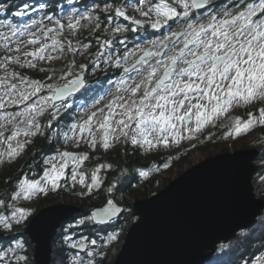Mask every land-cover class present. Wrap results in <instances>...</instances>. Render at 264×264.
I'll return each mask as SVG.
<instances>
[{"label": "snow or ice", "instance_id": "1", "mask_svg": "<svg viewBox=\"0 0 264 264\" xmlns=\"http://www.w3.org/2000/svg\"><path fill=\"white\" fill-rule=\"evenodd\" d=\"M215 3L216 0H155L151 3L137 0L132 6L134 14H129L124 6L106 3L102 11L112 13L107 16L108 25L104 29L108 38L96 37L98 50L93 67H98L103 58L105 67L111 65L122 69V73L115 82L114 92L97 100L91 106L94 110L77 109L76 116H71L72 104L68 101L74 94L87 89L85 70L88 65H77L74 57L91 47V41H76L77 46H74L72 40L61 37L65 28L75 34L80 21L91 22L92 15L86 12L78 18L70 16L65 24L52 13L19 27L11 22L3 25L8 32L0 31V47L6 53L21 55L0 56V70H3L0 75V139L7 144V148L0 151V162L5 156L9 159L18 157L30 143L29 137L43 135L46 128L51 129L65 114L71 117V123L67 125L68 132L63 133L64 143L71 141L78 148L83 142L90 150H95L98 145L108 150L122 138L125 144L151 151L197 138L196 134L202 128L214 124L236 106L264 102V0H235L231 6L225 3L218 7ZM46 7L41 4L37 9L24 3L13 14L23 17L43 12ZM7 11L6 7L0 6V13ZM114 18H123L128 23H114ZM95 19L93 32L101 27L99 16ZM33 27L35 31L31 30ZM146 28L160 34L129 47V38L125 34ZM24 36L28 39L21 40ZM37 44L39 47L23 51V47ZM115 44L121 47L116 48ZM66 51L73 59L59 75L54 69L41 68L40 71L49 74L44 80H37L15 69L9 71L11 65L36 68L34 61H53ZM46 113L48 118L44 124L41 118ZM247 117L246 120L235 117L226 135L239 136L257 124L264 126V107L257 113L248 112ZM5 132L10 135L6 136ZM21 134L25 137L23 141L17 139ZM87 160L88 152L57 150L55 155L45 158L42 175L32 179L25 175L19 181L13 199H31L34 195H47L58 189L70 166L73 184L79 183L91 193L102 183L98 175L100 169L111 165H98L88 183L85 172L80 170ZM162 167L168 168L169 164L164 163ZM139 174L147 177L149 171ZM113 187L115 185L108 191L112 192ZM4 204V200H0V206ZM7 207L13 210L10 215H0V227L11 231L14 225L26 220L30 210L13 204ZM121 211L108 200L104 207L95 209L78 223L84 224L86 220L104 223ZM260 223L264 224V218ZM108 239L116 240L117 235ZM90 243L95 245L96 241ZM17 246L23 247L22 244ZM72 247L84 249L87 245L81 240ZM228 247L221 243L217 251ZM10 253L17 261L27 260L26 256L15 255L12 248L0 251V260ZM73 264L83 262L79 257H73ZM86 264H94V261L89 259ZM253 264H264V254L256 257Z\"/></svg>", "mask_w": 264, "mask_h": 264}, {"label": "trees", "instance_id": "2", "mask_svg": "<svg viewBox=\"0 0 264 264\" xmlns=\"http://www.w3.org/2000/svg\"><path fill=\"white\" fill-rule=\"evenodd\" d=\"M0 0V6H4L8 9L5 13H0V19H9L12 22H18L19 19L13 13L18 10L19 6L24 3L31 5L34 8H38L39 5L45 4L47 7L44 9V14H52L55 13L58 18H62L61 10L62 11H94L96 15L99 16V20L103 28L108 25L107 16L112 13H105L102 11L103 6L106 3L112 4L115 6H127V5H136L137 0ZM151 2H155V0H150ZM235 0H222L219 2V5L227 3L231 6ZM72 3V4H70ZM99 5V9H95L94 6ZM128 7V6H127ZM129 14H134L132 11H128ZM8 21V22H9ZM119 22L121 24L128 23L123 18H114V23ZM7 21L0 22L1 24L8 23ZM91 31L87 28H82L79 34V40L82 43H88L91 41V47H89V51L92 53V57L95 58V53L98 50V45L96 43V37L99 33H95L94 36H90ZM133 42V41H132ZM121 47V46H120ZM68 59L72 58V54L68 53L65 56ZM88 62V61H87ZM110 71H115L116 68L109 65L105 67ZM41 68L36 69H29L25 68V72L23 73H30L31 76L36 78L45 79V77L49 74L48 72L40 71ZM50 69V68H46ZM105 72V71H104ZM98 73V76L94 78H90V76H86L88 82L93 81L95 82L92 88H89L87 92L94 90V93H100L107 81L111 78L110 73ZM56 73H59L56 71ZM86 75V74H85ZM85 92H79L74 94V98H82L86 96ZM77 96V97H75ZM84 98V97H83ZM77 115V109H71V116ZM47 118H45V123ZM71 123V117L68 114L54 124L56 129L59 130L57 133H64L68 131L67 125ZM219 135L221 133L223 135L222 138H207V144L215 143V148L225 147L226 144L232 143L233 138H228L226 133L228 132L227 129H220ZM49 129L46 128L43 135H37L33 138V141L28 144V153L27 157H19L16 162L12 161L10 165L5 167L0 171V200L4 197L6 198L7 205L14 201L13 195L18 188L14 190H10L8 193H5L6 190L11 187L15 186V181L18 179L23 178V174L26 170L29 172L28 178H38L42 175L43 168L46 166L44 165V160L47 157L52 156L55 154L57 150L63 151L61 149H57L55 146V141L50 140L49 137ZM51 133L55 134V131H50ZM264 134V132H263ZM263 137L262 135H260ZM54 137V136H53ZM230 137V136H229ZM229 139V140H228ZM260 140H251L244 141L242 145H238L236 149L232 151L244 149V148H255L259 150V156L255 160V164L257 165V171L253 175L252 181L254 185V192L258 198H264V142H259ZM260 143L257 145V143ZM124 145H115L114 150L108 154L106 158H96L95 154L89 155V160L85 161L84 165L81 167V171H84L87 177V182H91V173L92 171L100 164L107 163L111 165L109 169L104 171L101 170L99 172V177L102 183L93 189L91 193H87L86 188L80 185L79 183L73 184L70 179L71 168H69L66 176L62 178L60 181V187L56 190L49 191L47 195H44L41 200L36 201L32 204L22 203L21 207L29 209L31 214H35L39 212L42 208L58 204L60 202V198L65 199L64 201L77 204L82 206L85 211L75 214L72 218L65 220L62 223V226L59 228L58 233L53 242V252H52V262L51 264H73L72 257L75 255L79 256L81 259H85L86 262L91 259L94 261V264H100L102 258L107 259L109 257L112 258L110 263L104 261L101 264H112L116 257V254L121 249L122 242L124 241L125 234H127V230H129L133 224V222L137 219L134 216V204L138 200L146 199L150 197V188L154 186L157 180L160 178L158 177L160 171H157L153 175V178L150 179L148 187L144 190H141L140 184L142 181V176H140L141 171H149V173L155 171L157 166L160 164H164L165 157L163 160L158 163L156 158H153L152 155H146V159H143L142 154L133 152L135 150L128 149L127 147H123ZM208 148V147H207ZM210 148V147H209ZM224 152H231V151H222L213 154H221ZM21 158V159H20ZM20 159L22 164H24L23 168H17V162ZM19 161V162H20ZM36 161V162H34ZM34 162V163H33ZM31 165V166H30ZM154 165V166H153ZM192 166V164H188V167ZM16 167V168H15ZM187 167V168H188ZM14 170L13 178H9L11 175L10 173ZM181 173L175 174V177L181 175ZM130 174H133L131 176ZM25 176V175H24ZM174 177V178H175ZM158 178V179H154ZM154 179V180H153ZM169 182H167L164 186H166ZM113 187L112 192H109L108 189ZM162 189V188H161ZM161 189H158L160 191ZM157 191V192H158ZM84 193V194H81ZM131 195V196H130ZM117 200L118 202H125V214L121 217H118L115 221L110 222L107 226L101 225L98 223H94L91 221H87L84 224H79L78 221L84 219L91 214V210L104 205L107 203L108 200L113 199ZM71 200V201H70ZM63 201V202H64ZM0 206V214L7 213L6 211H11L9 207ZM9 213V212H8ZM30 214V215H31ZM29 218V217H28ZM264 218V213L257 219L255 225H252L249 228L243 229L239 231V235L235 238L231 239L225 244H228L229 247L224 251H216L214 256L210 259V261L206 262L205 264H244L245 261L249 260L253 255L259 253V251L264 252V224L260 223V220ZM30 220L28 219L26 224L14 225L11 231H5L2 227H0V251L6 248L18 249L16 251L17 256H26L27 260H15L12 258L9 262L11 264H35L34 259V252H35V244L31 241L30 237L25 233V229L27 228ZM22 225V226H21ZM19 232L12 234L14 230ZM245 231H252L258 234H248ZM263 234L261 235V233ZM110 234H116L117 239L112 240L111 244L105 246L102 250L96 252L95 256H90L88 254V250L80 251L76 248L72 247L73 243H76L78 238H85V240H94L97 243H105ZM66 237H71V239H66ZM20 241V242H19ZM19 242V243H18ZM18 244H22L23 247H18ZM90 245L87 247L89 249ZM219 248V247H218ZM86 262L84 264H86Z\"/></svg>", "mask_w": 264, "mask_h": 264}, {"label": "water", "instance_id": "3", "mask_svg": "<svg viewBox=\"0 0 264 264\" xmlns=\"http://www.w3.org/2000/svg\"><path fill=\"white\" fill-rule=\"evenodd\" d=\"M259 153L244 148L208 157L160 191L136 201L137 219L113 264H202L208 260L221 243L254 225L264 213V198L256 197L252 181ZM114 203L122 211L98 224H109L123 213L124 207ZM84 211L77 204L58 203L30 219L25 233L35 244V264H51L53 242L62 223Z\"/></svg>", "mask_w": 264, "mask_h": 264}, {"label": "rangeland", "instance_id": "4", "mask_svg": "<svg viewBox=\"0 0 264 264\" xmlns=\"http://www.w3.org/2000/svg\"><path fill=\"white\" fill-rule=\"evenodd\" d=\"M221 1L222 0H216L215 6L216 7L220 6L218 3L221 2ZM70 2H73V1L70 0ZM144 2L145 3H151L150 0H144ZM70 4H72V3H70ZM127 6H125L126 10L130 11V12L131 11L133 12V9H132L133 5H127ZM86 12L88 14L92 15L93 20L90 22L87 19H82L80 21V28L77 31H75V34H70L69 30L67 28H65L61 39L72 40L73 41V45L77 46L76 45V41H80L79 40V34H80V30L82 28H87L89 31H91V35L89 34L91 37L94 36L95 33H99L98 36L101 37V39L108 38L107 36L104 35V29L105 28H103L102 25H101L100 29L96 30L95 32L92 31V29H93V27H94V25L96 23L95 17L97 16L94 11L92 12V11L88 10V11H78L77 12L76 10L75 11H70V10L62 11L61 10V15H62L61 19H62V21L65 24H67L68 17L75 16V17L78 18L81 14L86 13ZM42 15H44V11L43 12H39L38 11L36 13H29L28 15L23 16V17H18V19H19L18 22L9 21V19H7V18L6 19H2L1 18L0 22H4V21L8 22L9 21L12 24H15L16 26L19 27V26H22L24 24H29L32 19H40V17ZM137 18H139L138 15H137ZM44 23L47 24L49 27L52 26L51 24H49L48 21H45ZM6 24H1L0 23V31H3V32H5L7 34L8 28L6 26H3V25H6ZM31 30L35 31V27H33ZM108 31H109V33L111 32V27L110 26L108 27ZM37 34H39V33H37ZM159 34L160 33H158V35ZM12 39H13V41L15 40V38H12ZM20 39L21 40H27L28 37L24 36V37H20ZM135 41H136V43H142L143 42V41L139 42L138 40H135ZM11 46L14 48L15 47V43L13 42ZM128 46L132 47L133 43H128ZM35 47H39V44H37V45H28L27 47H23V51H31ZM115 47L116 48H120L119 44H115ZM5 54L21 55L20 53H6V51L2 47H0V56H3ZM66 54H67V51L63 54V56H61L60 58H58L56 60H53V61H34L37 64L36 68H45V69L46 68H50V69H54L55 71L59 72V73H57V75H59L61 70L73 59V56H72L71 59L66 58L65 57ZM92 56L93 55H92L91 51H89V49L87 48V49L84 50V52L81 55H77V56L74 57L77 65H79V64H87L88 65V68L85 70V74H86V76L89 75L90 78H94L95 76H98L97 75L98 73H103L105 70H108V69L105 68V65L103 63V58H101V62L99 63V66L94 68L93 67V63L95 62L96 57L93 58ZM22 59H23V57H22ZM25 68H20L19 66H16V65H11L9 67V71H12L13 69H15V71L20 72L22 75H25V76H27L29 78L37 79V80H44V78L41 79V78H36L34 76H31L32 74H30V73H23V72H25ZM36 68H32V69H36ZM0 75H3V70H0ZM119 78H120V76H117L116 78L113 77V78L109 79L107 81V83L105 84L103 90L100 93H96V94L94 93V90H91V91L87 92V90L89 88H92L95 85L94 84L95 82L90 81V82H88L87 89L80 91L81 93L85 92L84 94L86 96H83L84 98L82 97V98L77 99L78 97L75 96L77 98L71 97L68 102H70L72 104V107L75 108V109H80L82 107H88L90 110H94V109L91 108V106L93 104H95V102L97 100H99L101 97H105L109 92H114L115 91L114 85H115V82ZM53 79H55V77ZM103 102L106 103L107 100H104ZM100 106H103V104H101ZM260 107H264V102L256 101V102H253L252 104H249V105L241 104L239 106H236V107L232 108L226 115H224L223 117L217 119L214 124H208L204 128H202V130L199 133L196 134L197 138L192 139V140H188V139L182 140L179 145L173 144L171 147H168V148L160 147V148L153 149L151 151H145L143 148H138V147L133 146L131 144H125L123 142L122 138H121L120 141L115 142L114 146L115 145H119V144L124 145L128 149L135 150L133 152H137V153L142 154V156H143L142 158L143 159H146L145 157H146L147 154L148 155H153L155 153L156 154L157 153H162V154L166 153V154H168L167 158H168V162L169 163L168 162L167 163L169 164V167L168 168H161L159 170L160 174H159L158 177L160 179L157 180L156 183L154 184V186H152L149 189L150 190V194H154L156 191H158V189H161L162 186L166 182L170 183L173 179H175L176 178L174 176L175 174L181 173V171H186L188 168H190L191 166L188 167V164H192V166H193V165H196V164L204 161L208 157L217 155V154H213V153H217V152L220 153L222 151H232L233 149H236V147L238 145H242V143H244V141H250L249 143H251V140H254V139L258 140L259 139L260 140L259 142H264V134H263L264 126H261V125L257 124L250 131H248L246 133H242L239 136H236V135H232L230 137L228 136V138H233L234 140H233L232 143L226 144L225 147H220V149H219V148H215V143L207 144V138L208 137H211V136H212L211 138H222L223 137L222 133H221L220 136H216V135H219V132H220V130L217 129V128L227 129V131H229V128L232 125L235 117L239 116V117H242L243 119L246 120L248 118L247 117V113L248 112L257 113V110ZM12 110H14V109H8V111H12ZM45 118H48L47 117V113L45 114V116L43 118H41V123L46 124L45 123ZM0 123H2V121H0ZM54 124H57V122L53 123V127L51 129H49L48 132H49L50 140H54L55 141V145H56L55 147L57 149H61L63 151L64 150L75 151V152H79V153L88 152L89 155L90 154H95L96 158H101V157L106 158L108 156V154L114 150V146L111 147L108 150H104L101 146L98 145L95 150H90L89 146L87 144L83 143V142L80 144V146L78 148L71 141H69L67 143H64V141H63V133L62 134L57 133L59 130L56 129V126ZM52 130L55 131V134L50 132ZM5 135L6 136L10 135V132H5ZM260 135H262L263 137H261ZM17 139L20 140V141H23L25 139V137L23 136V134H21V136L18 137ZM28 139L30 140V143L33 141V137H29ZM259 142L257 143V145L260 144ZM13 145L15 146V142H13ZM6 148H7V144L3 143L2 139H0V151H4ZM27 153H28V146L23 150V152L18 157L14 158V159H9L7 156L3 157V162H0V171L2 169H5V167H7L8 165H10L12 161L16 162V160L19 157H21V158L27 157L29 155V154L27 155ZM52 155H55V154H52ZM20 159L18 160L16 165H17V168L21 169V168H23L24 164H22V161H20ZM170 159H172V160H170ZM34 162H36V161H34ZM104 164L105 165H109L107 163H104ZM70 168H71V166H70ZM106 169H109V167H105V168L100 169V172H101V170L104 171ZM67 172H68V170H67ZM155 173H157V172L153 171V172L149 173V175L147 177H142V181L143 182L140 184L141 190H144V189H146L148 187V184H150L149 183L150 179L153 178V175H151V174H155ZM10 174L11 175L9 176V178H13V176L15 175L14 174V170ZM24 175L29 176L28 170L25 171V173L23 174V177H24ZM98 175H100V174L98 173ZM130 175L133 176V174H130ZM154 179H158V178H154ZM20 180L21 179L16 180L15 181V186L9 187L6 190L5 193H8L10 190H14L15 188H18ZM43 196H44L43 194H38V195L32 196L31 199H24V198L21 197L19 199H15L14 201H11V203H9V204H13L15 207H21L22 203H25V205L26 204H32V203H35L36 201L41 200V198ZM4 197L1 199V200H4V202H5L3 207H5V205H7L6 198H4ZM64 200L65 199L60 198V202L59 203H69L67 201L65 202ZM10 210L12 211L13 209L11 208ZM11 211H6L7 213H5L3 215H10ZM30 214H31V212H30ZM30 214L28 215L29 218L27 217L26 220H24L21 224L25 225L27 220L28 219L30 220L36 213L35 214L32 213L31 215ZM0 215H2V214H0ZM107 225L108 224H106V226ZM17 230L15 229L11 233L15 234V233L20 231V230L19 231H17ZM127 232H128V230H127ZM111 235L112 234H110L109 237ZM81 240H83V242L87 245V247L90 245L89 249L87 248V250H88L87 252H88V254L91 253V257L95 256L97 251L102 250L105 246H108V245L111 244V241H109V239H108L105 243L101 244V243H97V241H96V244L92 245L89 240L86 241L85 238H82V237L78 238V240L76 241V244L81 242ZM124 240H125V238H124ZM123 243H124V241L122 242V245H123ZM8 249L9 248H6V249H4L2 251H7ZM17 250L18 249H16V248L14 249L15 255H16V251ZM117 254H116V256H117ZM74 257H79V256L75 255ZM89 257H90V255H89ZM115 259H116V257H115ZM115 259H114V262H115ZM10 260H12V254L11 253L4 260H0V264H11V262H9ZM81 260H82L83 264L86 262L85 259H81ZM110 260H112L111 257H109V259H107L106 256H105V259L102 258L101 263H104V261L107 262V263H110ZM72 263H73V257H72Z\"/></svg>", "mask_w": 264, "mask_h": 264}, {"label": "flooded vegetation", "instance_id": "5", "mask_svg": "<svg viewBox=\"0 0 264 264\" xmlns=\"http://www.w3.org/2000/svg\"><path fill=\"white\" fill-rule=\"evenodd\" d=\"M125 35H127L128 36V43H136V41L135 40H138L139 42H141V41H144V40H146V39H152L155 35H158V33L157 32H154L153 30H151V29H148V28H146V29H143V30H140L138 33H131V32H129V33H127V34H125ZM133 41V42H132ZM119 47H120V45H119ZM114 68H116V67H114ZM110 73V76H112V77H117V76H121V73H122V69H119V68H116L115 69V71H110L109 69L108 70H105V72H104V74L105 73ZM152 157L153 158H156L157 159V162L158 163H160L162 160H163V157H165V160H164V163H167L168 162V154H166V153H155V154H153L152 155ZM170 160H172V159H170ZM169 160V161H170ZM169 163V162H168ZM154 166V165H153ZM161 168H163L162 167V164H160V165H158L157 166V169H154L156 172L157 171H159ZM167 183V182H166ZM165 183V184H166ZM164 184V185H165ZM162 188H163V186H162ZM157 192V191H156ZM155 192V193H156ZM150 194V193H149ZM150 195H152V194H150ZM113 202H117V203H119L121 206H123V207H125L126 206V204H125V202H118L117 200H114V198L113 199H111ZM125 214V208H124V211H123V213L120 215L121 217L123 216ZM119 216V217H120ZM118 218V217H117ZM116 218V219H117ZM116 219H114L113 221H115ZM113 221H111V222H113ZM256 224V223H255ZM254 224V225H255ZM243 232V231H242ZM246 233H248V234H258V233H255V232H252V231H245ZM240 233L238 232V234L237 235H239ZM263 234V232L261 233V235ZM261 254H264V252H262V251H259V253H257V254H255V255H253L249 260H247V262H248V264H253V262H254V259L256 258V257H258V256H260Z\"/></svg>", "mask_w": 264, "mask_h": 264}, {"label": "bare ground", "instance_id": "6", "mask_svg": "<svg viewBox=\"0 0 264 264\" xmlns=\"http://www.w3.org/2000/svg\"><path fill=\"white\" fill-rule=\"evenodd\" d=\"M256 197H257V196H256ZM259 217H260V216H259ZM259 217H258V218H259ZM258 218H257V219H258ZM248 228H249V227H248ZM226 243H227V242H226ZM215 253H216V252H215ZM215 253H214V254H215ZM214 254L211 255V257H210L208 260H206L204 263H202V264H205L206 262L210 261V259L214 256Z\"/></svg>", "mask_w": 264, "mask_h": 264}]
</instances>
